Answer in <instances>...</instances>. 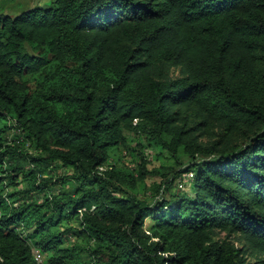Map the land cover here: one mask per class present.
<instances>
[{"label":"trees","instance_id":"trees-1","mask_svg":"<svg viewBox=\"0 0 264 264\" xmlns=\"http://www.w3.org/2000/svg\"><path fill=\"white\" fill-rule=\"evenodd\" d=\"M0 264H264V0L1 12Z\"/></svg>","mask_w":264,"mask_h":264},{"label":"rangeland","instance_id":"rangeland-1","mask_svg":"<svg viewBox=\"0 0 264 264\" xmlns=\"http://www.w3.org/2000/svg\"><path fill=\"white\" fill-rule=\"evenodd\" d=\"M51 0H0V13L1 12H8L11 14L17 13L19 10L35 5V4H48L50 3ZM129 142L127 147H118L115 148L114 150H110L109 152V157L107 159L108 164H116L117 167L122 168V169H135V163H136V156H135V149L133 147H136V143L140 142L143 147V151L146 153L147 157L150 159L151 166H157L159 164H172V158L168 151L155 144H147L146 140L142 136H135V135H129ZM27 148L29 151H36V149L31 146L30 144H27ZM182 159L184 161L187 160V155H182ZM105 167V166H102ZM62 169L59 168L57 170H52L47 173H43V175H53L54 177H57L58 174H61ZM189 177L190 174L188 172L183 173L177 180H179L183 185L179 186L180 190H187L192 193L191 188L189 187L191 183H189ZM150 179V180H149ZM148 181L152 182L153 178H149ZM62 188H69L71 185L70 183H66L63 185H60ZM24 188L26 187V181L25 180H20L19 184L15 186L14 188ZM136 192L139 194L140 197L150 200L152 198V191L148 186H145L143 182L139 181L137 184V190ZM35 251L36 248H33Z\"/></svg>","mask_w":264,"mask_h":264},{"label":"built area","instance_id":"built-area-1","mask_svg":"<svg viewBox=\"0 0 264 264\" xmlns=\"http://www.w3.org/2000/svg\"><path fill=\"white\" fill-rule=\"evenodd\" d=\"M190 176L192 175L191 172H189ZM179 186H182V183H179ZM34 257L37 261H42L44 259L43 253H41L38 249L34 251Z\"/></svg>","mask_w":264,"mask_h":264}]
</instances>
